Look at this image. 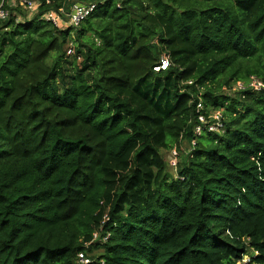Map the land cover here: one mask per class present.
Here are the masks:
<instances>
[{
    "label": "trees",
    "instance_id": "16d2710c",
    "mask_svg": "<svg viewBox=\"0 0 264 264\" xmlns=\"http://www.w3.org/2000/svg\"><path fill=\"white\" fill-rule=\"evenodd\" d=\"M95 1L0 28V264H264V0Z\"/></svg>",
    "mask_w": 264,
    "mask_h": 264
},
{
    "label": "built area",
    "instance_id": "2783aa9c",
    "mask_svg": "<svg viewBox=\"0 0 264 264\" xmlns=\"http://www.w3.org/2000/svg\"><path fill=\"white\" fill-rule=\"evenodd\" d=\"M56 0H1L0 1V28L11 18L16 17L17 22L31 21L35 18L44 21L52 27L66 31L69 29L78 30L82 23L97 9L95 0H64L61 6L57 7ZM20 11L19 13H17ZM73 55V49L69 46L67 56ZM170 67V58L163 55L159 64L154 67L155 72L167 71ZM192 85V82H189ZM250 90L260 92L264 90V83L257 77H251L247 82H238L232 92H242ZM204 105L200 101L197 105L200 124L195 129V134L201 136L208 131L209 133H218L223 131V117L221 112H214L209 117L204 116L202 111ZM195 145V141L192 142ZM170 164L176 167L178 162V153L176 149L171 152ZM95 239L98 234H95ZM77 264H91L90 258L86 253L78 254Z\"/></svg>",
    "mask_w": 264,
    "mask_h": 264
},
{
    "label": "rangeland",
    "instance_id": "374dc122",
    "mask_svg": "<svg viewBox=\"0 0 264 264\" xmlns=\"http://www.w3.org/2000/svg\"><path fill=\"white\" fill-rule=\"evenodd\" d=\"M20 11H18L17 13H19ZM89 37V36H88ZM69 47V46H68ZM70 47H72V44L70 43ZM74 55V54H73ZM73 55H72V57H73ZM156 90H159V92H160V94H163L164 93V89L163 88H159V89H156ZM165 103H166V101L165 102H162L161 104H163V106L165 105ZM190 144H188V143H185L183 146H182V150H181V152L178 150V152L177 153H179L180 154V157H181V155L182 154H185L187 151H189V149H190ZM171 152H172V150L170 151V150H168V151H162V153H163V156L165 157V159H166V161H167V164L169 165V171H170V173H171V175H176V169L175 168H173L171 165H170V160H171ZM181 159H179L178 158V161H180ZM94 254L95 255H97V252H94ZM93 254V255H94ZM92 255V256H93ZM250 257H251V255L250 256H246L245 257V259H244V261H243V264L244 263H249L250 262Z\"/></svg>",
    "mask_w": 264,
    "mask_h": 264
}]
</instances>
